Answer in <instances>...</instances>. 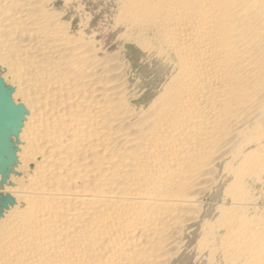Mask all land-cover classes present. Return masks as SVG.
Instances as JSON below:
<instances>
[{"label":"bare ground","instance_id":"bare-ground-1","mask_svg":"<svg viewBox=\"0 0 264 264\" xmlns=\"http://www.w3.org/2000/svg\"><path fill=\"white\" fill-rule=\"evenodd\" d=\"M57 3L0 0V264H264V0H120L113 45Z\"/></svg>","mask_w":264,"mask_h":264},{"label":"rangeland","instance_id":"rangeland-1","mask_svg":"<svg viewBox=\"0 0 264 264\" xmlns=\"http://www.w3.org/2000/svg\"><path fill=\"white\" fill-rule=\"evenodd\" d=\"M67 1L68 0H58L57 9L65 13L66 21H72V23L74 22V28L76 27L78 29L83 24L82 26L87 28L86 29L84 27V31L88 34L92 32L98 34V40L103 39L108 43V45L116 43L115 40L119 31L113 30L115 26L114 20L116 19V15L118 13L117 7L120 0ZM127 57L132 65L131 74L134 73L132 74V77L134 76V79L139 77L141 86L147 95L159 87L162 82V78L161 69L157 62L148 59L146 55L134 45L129 46L127 50Z\"/></svg>","mask_w":264,"mask_h":264},{"label":"water","instance_id":"water-1","mask_svg":"<svg viewBox=\"0 0 264 264\" xmlns=\"http://www.w3.org/2000/svg\"><path fill=\"white\" fill-rule=\"evenodd\" d=\"M19 116L20 111H18L12 105L10 99L6 97L0 79V166L4 163V156L7 151L5 131L8 127H14Z\"/></svg>","mask_w":264,"mask_h":264}]
</instances>
